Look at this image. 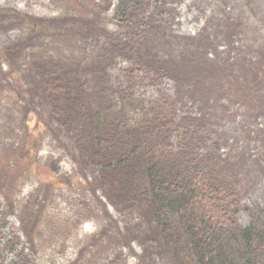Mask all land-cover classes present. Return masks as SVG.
<instances>
[{
    "label": "trees",
    "instance_id": "16d2710c",
    "mask_svg": "<svg viewBox=\"0 0 264 264\" xmlns=\"http://www.w3.org/2000/svg\"><path fill=\"white\" fill-rule=\"evenodd\" d=\"M179 2L52 0L57 12L45 16L0 7L9 74L23 79L22 93L40 103L38 121L72 144L79 171L118 212L109 216L101 201L107 225L69 264H124L120 248L131 243L142 249L135 264H264L263 28L252 26L253 46L236 47L243 30L225 22L215 36L184 34L173 29ZM251 194L258 200L246 204ZM0 195V264H42L58 244L52 228L63 227L56 214L37 200L15 207L5 186Z\"/></svg>",
    "mask_w": 264,
    "mask_h": 264
},
{
    "label": "rangeland",
    "instance_id": "374dc122",
    "mask_svg": "<svg viewBox=\"0 0 264 264\" xmlns=\"http://www.w3.org/2000/svg\"><path fill=\"white\" fill-rule=\"evenodd\" d=\"M213 1L219 4L218 9L212 11L208 8L204 13H198L195 8L190 7L191 0L176 3L178 17L173 29L195 37L208 33H214L215 36L220 29H224L225 22L229 32H234L237 27L243 30L237 38L233 37L236 47L241 44H257L252 26H255L256 31L263 28L262 33L264 32V0H231L227 7L221 0ZM0 7L18 8L19 11L44 16L57 12L52 0H0ZM220 7L233 16L232 22H237V25L229 24L230 21L225 16L227 12L222 13ZM210 15H215L211 21ZM206 19L210 21L209 27L201 31ZM109 27L114 26L110 23ZM199 32L201 35H196ZM15 34L17 30L11 31L9 35L14 37ZM3 35V32L0 33V43ZM221 38L222 35L216 41ZM221 46L224 47L223 44ZM208 59L210 63L206 66L210 68L212 54H208ZM9 71L7 62L0 58V185L10 188L15 207L22 206L27 200L47 202L49 214L53 217L56 214L58 223L63 227L52 228L55 229L54 238L58 244L43 252L41 263L50 264L47 259L51 257L55 264H69L78 247L89 243L96 231L107 225L101 201L109 216L117 218L118 212L107 205L99 190L91 187V177L79 171L77 160L69 153L74 149L72 144L63 138V141L55 140L48 128L38 121L36 111L41 106L36 96L27 91L22 93L25 89L23 79L10 75ZM166 84L170 86L169 81ZM232 131L237 135L242 134L236 132L239 129L235 130V127H232ZM247 138L245 136L243 139ZM246 141L249 150L255 152V148L250 147L252 141ZM262 177L264 180V175ZM262 189L264 190V182ZM257 197V194H251L244 202L247 204L258 200ZM1 203L6 201L0 195ZM7 220L16 228L20 226L15 214H9ZM241 220L246 222L243 215ZM61 240L65 243L63 246L60 245ZM104 242L112 250L119 249L113 245L112 239H105ZM120 251L125 254L124 264H135V256L141 254L142 249L138 244L131 243L129 249L121 246Z\"/></svg>",
    "mask_w": 264,
    "mask_h": 264
}]
</instances>
